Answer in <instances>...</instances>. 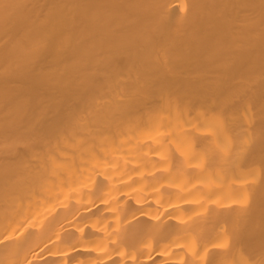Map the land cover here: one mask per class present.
<instances>
[{"label": "bare ground", "instance_id": "obj_1", "mask_svg": "<svg viewBox=\"0 0 264 264\" xmlns=\"http://www.w3.org/2000/svg\"><path fill=\"white\" fill-rule=\"evenodd\" d=\"M0 264H264V0H0Z\"/></svg>", "mask_w": 264, "mask_h": 264}]
</instances>
